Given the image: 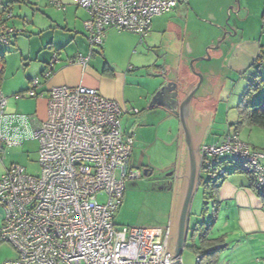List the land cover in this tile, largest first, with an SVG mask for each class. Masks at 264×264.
Segmentation results:
<instances>
[{
  "label": "built area",
  "instance_id": "1",
  "mask_svg": "<svg viewBox=\"0 0 264 264\" xmlns=\"http://www.w3.org/2000/svg\"><path fill=\"white\" fill-rule=\"evenodd\" d=\"M186 1L76 0L90 13L85 27L91 47L103 43L108 28L138 34L142 42L155 16ZM50 2L65 7L62 0ZM14 31L1 23L0 42L7 43ZM91 54L78 55L75 61L86 66ZM58 59L54 52L43 76L54 73ZM38 83V77L32 79L29 97L43 95L35 90ZM6 102L0 94V151L19 143L14 134L18 127L13 125L17 120L25 124L28 116L6 114ZM138 112L93 87L51 89L47 118L36 125L40 174H28L24 166L13 163L0 176V238L18 253L0 264H176L168 225L128 226L116 221L127 182L140 177L131 165L135 134L123 129L121 118ZM200 153L203 161L229 154L233 161L249 164L256 186L264 187V152L243 141L239 130L229 129L217 140L204 142Z\"/></svg>",
  "mask_w": 264,
  "mask_h": 264
},
{
  "label": "crops",
  "instance_id": "2",
  "mask_svg": "<svg viewBox=\"0 0 264 264\" xmlns=\"http://www.w3.org/2000/svg\"><path fill=\"white\" fill-rule=\"evenodd\" d=\"M24 1L5 0L2 14L12 7L13 2H18L21 6ZM36 1L39 9L32 20V27L28 29L32 31L30 33L32 36L29 35L30 40H33L31 46L29 44V48H22L19 45V39L25 40V38L18 36L15 37L17 41L10 39L8 41L10 45H6L7 49L18 52L22 56L16 70L9 69L5 64V53L3 58H0V94L7 98L5 113L28 115L35 118L33 124L38 125L47 118L48 98L53 87L80 84L93 87L101 95L118 101L123 107L132 109L136 106L139 109L137 114L143 111L145 116L140 117V126L137 129L140 136L138 140L135 138L132 154V156L136 154V158L140 146L148 147L154 143L149 140L146 132L142 131L147 130V127L156 128L157 141L161 139L159 125L167 123V136L171 137L167 144H177L176 153L180 161L177 169L173 170V174L175 172L179 177L184 173L187 153L180 119L166 109L167 101L164 99L166 94L161 97H154V95L167 82L178 83L184 78L185 85L188 83L186 89H190L198 81L199 77L194 74L191 78L188 76L191 73L189 59L191 61L197 55H201L200 45L206 43L201 39L203 27H213L221 33V26H225L226 18L229 16L230 19H234V22H230L232 29L235 30V34L231 35L233 40L227 51L222 52L223 67L228 68L230 72L237 71L244 74L256 64H264V58H260L264 55V0H187L180 3L174 11L153 18L152 28L142 42L133 37L131 47L133 52L125 53L129 65L127 69L109 56V49L115 44L117 29L108 28L103 43L95 49L91 47L88 32L84 27L90 13L87 9L80 7L76 0H62L65 7L57 6L58 8L50 7L48 4L50 0ZM231 6L233 8H230ZM39 13L43 19L38 17ZM2 14H0V24L4 22L9 27V22L2 21L4 18ZM23 21L24 19L22 22L19 20L13 23L23 26ZM10 28L15 29L11 35L13 33L17 35L19 31L16 27ZM216 35L219 36V34ZM148 48L150 51L146 52ZM90 51L92 54L86 66L75 61L78 55L87 56ZM54 52H57L59 57L55 64V71L50 77H45L42 72ZM140 54L149 55L150 60L139 61ZM219 55L221 56L220 52ZM132 61H137L138 64L132 67ZM263 68L251 72V77L254 78L255 75L260 74L264 78ZM35 77H38L39 81L35 90L38 93L42 92L43 95L29 97L27 92L33 87L32 79ZM254 95L257 98L264 95V91ZM192 104L190 123L201 147L204 142L219 138L215 137L214 133H210L216 109L204 104L199 107L194 99ZM122 127L125 131L132 132L123 123ZM211 134H214L212 139H210ZM146 136L148 139L145 138ZM252 146L255 148L254 145ZM142 156L144 157V152ZM10 165L3 159L2 151H0V176ZM239 183L224 179L217 197L222 204L228 202V205L237 210L238 221L243 232L264 235V199L251 186L250 179L247 183L244 180H241V184ZM180 187L181 183L178 182L175 200ZM3 216L4 212L0 209V217ZM262 241L264 248V240Z\"/></svg>",
  "mask_w": 264,
  "mask_h": 264
},
{
  "label": "rangeland",
  "instance_id": "3",
  "mask_svg": "<svg viewBox=\"0 0 264 264\" xmlns=\"http://www.w3.org/2000/svg\"><path fill=\"white\" fill-rule=\"evenodd\" d=\"M4 1L5 0H2L0 2V14H2L4 8ZM48 4H50V7H57L50 2ZM38 9V2L36 0H25L21 6H19L18 2H13L12 7H9L2 14L4 16L2 21L6 20L7 23L9 22V27L15 26L16 30L19 31L17 35L13 33L14 35L12 34L10 39L14 40L17 36L25 38V40L19 39V45L24 49L27 47L29 48V44L31 46L33 41H31L29 37V35L32 36L30 34L32 31L28 29L32 27V20L34 16H36ZM12 11L14 15L13 18ZM38 17L43 19L40 13ZM228 17L225 21H227ZM23 19V26L22 24L18 25L13 23V21L19 20L22 22ZM229 20V22H234V19L229 18ZM222 32L223 31H221V33L220 31H216L213 27H203L201 39L206 43H201L199 48L201 55H197L196 57L205 55L207 48L210 45L216 44ZM116 33L115 44L113 48L109 49V56L111 59L117 60L122 67L127 69L129 65L125 53L128 51L133 52L131 49L133 37L135 36L137 41H139L140 36L126 30H116ZM216 34H219V36ZM214 36L216 37L214 38ZM15 40L17 41V39ZM231 40H233V37L227 35L219 48H211L209 50L211 58L196 60L193 65L194 71H192L193 69L190 65L191 73L188 74L190 78L194 75L198 77L195 72H200L203 75V80L196 91L194 102L199 107L204 104L205 106L214 107L216 109L212 132H210L214 133L215 137L225 135L229 129L235 128L234 123L238 120L239 115L237 105L242 98L246 86L249 84V80L252 78L251 72L253 73V71L264 67V64H256L250 67L248 69L249 71L244 74L237 71L230 72L228 68L223 67L224 56L222 52L225 53L227 51ZM7 44H9V42H0V52L5 53V64H7L8 68L16 70L22 56L18 54V52L7 49ZM137 45H139V43ZM98 46L100 45H95L93 47L96 49ZM149 51L148 48L146 52ZM139 59V61L148 62L150 56L140 54ZM25 62H27V60ZM132 62V67L134 64H138L136 63L137 61ZM182 82L185 83L184 78ZM187 85L188 83H186L185 87H187ZM263 91L264 88H260L256 91V95ZM259 98L261 97L259 96ZM132 108H136V106ZM142 112L140 114L132 113L134 115L123 113L121 118V122L135 133V138L137 140L140 136L137 130L140 126V117L145 116ZM13 126L18 127L14 134L19 143L13 146H5L2 150L3 159L8 165L16 163L24 166L28 174L35 176L39 175L41 172L39 163L40 141L36 134V125L33 124L30 116H27L25 124L17 120L14 122ZM159 130L161 139L157 141L156 137L158 130L156 128L147 127V130L142 131L146 132V135L150 138L149 140L154 143L150 144L148 147L146 145L144 147L140 146L139 154H137L138 157L136 158V154L131 157L133 169L141 171L142 176L132 178L127 182L123 203L116 211V221L120 225L166 226L169 223L177 187V181L174 178V174L176 173L174 172L173 174V170L177 169L180 160L176 153L177 144H167L171 139V137L167 136V123L165 122L163 125H159ZM214 134L210 135V139H212ZM240 137L243 141L251 146L254 145L256 149L264 152V128L243 125L240 128ZM145 138L148 139L147 136ZM142 152H144V157L142 156ZM218 159L222 161L220 169L226 171L222 179L240 182L239 184H241V180H244V182L246 181V183L249 182V177L245 173L237 170L240 164L233 161L229 154L221 155ZM145 168L150 169V174H145ZM202 175L205 178L213 176L214 179H217L220 174H208L204 172ZM99 198L100 200H104L105 195L100 194ZM208 201L209 203L207 204L206 202ZM218 210V214L216 213L217 215H215L213 201L205 199L204 189L200 186L192 199L189 220L190 235L182 250L183 263L197 264V252L193 244L194 242H197L196 246L200 244L198 239H196L197 241L193 239L191 233L196 223L203 221V218H205L206 222H211V220L214 221L216 219L210 228V238H215L217 240L224 239L223 242L227 244L218 256V264H264V248L262 246L264 235H251L243 232L238 221L237 210L234 209L233 206L228 205V202L221 203ZM2 222L3 217H0V225ZM17 254L16 249L10 242L0 239V263L16 258Z\"/></svg>",
  "mask_w": 264,
  "mask_h": 264
},
{
  "label": "water",
  "instance_id": "4",
  "mask_svg": "<svg viewBox=\"0 0 264 264\" xmlns=\"http://www.w3.org/2000/svg\"><path fill=\"white\" fill-rule=\"evenodd\" d=\"M230 8L233 7L231 6ZM221 28L223 32L216 41V44L210 45L207 48L205 55L191 59L190 65L193 69L192 71H194L193 64L195 60L210 59L211 56L209 50L211 48H219L227 35L235 34V30L232 29V25L229 22V17L225 26H221ZM195 73L198 75L199 79L192 88L186 89L184 86L185 83L182 82L183 80L178 83L167 82L162 85L154 95V97H161L163 94H166L164 97L167 101L166 109L179 117L180 126L183 130L186 143V162L184 165V173L181 175V187L177 193L171 213V219L168 223L170 235L173 234V239L172 235L170 237L169 249L176 258V264H184L182 261V250L187 242L192 199L200 185L203 163V158L200 153V142L190 123V114L193 111L192 101L203 80V75L200 72Z\"/></svg>",
  "mask_w": 264,
  "mask_h": 264
},
{
  "label": "trees",
  "instance_id": "5",
  "mask_svg": "<svg viewBox=\"0 0 264 264\" xmlns=\"http://www.w3.org/2000/svg\"><path fill=\"white\" fill-rule=\"evenodd\" d=\"M0 58H3V53L0 52ZM260 58H264V55H261ZM46 68V67H45ZM45 70V69H44ZM43 70V71H44ZM43 73V72H42ZM264 86V78L260 74L254 76V78L249 82L247 87L244 90L242 98L240 99L237 109L239 112L238 120L234 123L236 130L240 131L241 126H259L264 128V95L260 96L261 98L254 95L257 90ZM259 98V99H258ZM258 99V100H257ZM219 157H208L205 158L202 163V171L200 177V186L204 189V196L206 200L213 201V208L215 215L218 214V207L221 204L220 199L217 197L218 190L224 179L222 177L226 174V171L220 173L219 169L222 165V161L218 159ZM240 167L237 168L239 172L245 173L251 182V186L257 191V193L264 199V187L258 188L255 184V173L252 170L249 164L239 163ZM221 170V169H220ZM207 172L208 174L219 173L217 179H214L213 176L207 178L203 177L202 173ZM221 179V180H220ZM207 204L209 203L206 202ZM208 207V206H206ZM217 213V214H216ZM214 219V216H213ZM216 220V219H215ZM206 222L205 218L203 221L196 223L191 236L194 240H199V246H196L197 242H194L193 247L197 252V264H218V256L220 252L227 246L224 239L217 240L210 238V228L213 225V222ZM190 231H188V237ZM187 237V239H188ZM1 239V238H0ZM2 240V239H1ZM197 241V240H196Z\"/></svg>",
  "mask_w": 264,
  "mask_h": 264
},
{
  "label": "flooded vegetation",
  "instance_id": "6",
  "mask_svg": "<svg viewBox=\"0 0 264 264\" xmlns=\"http://www.w3.org/2000/svg\"><path fill=\"white\" fill-rule=\"evenodd\" d=\"M182 86V85H181ZM181 88V87H180ZM145 174L146 175H148V174H150V169L148 168H145ZM140 176H142V172L140 171ZM174 178L176 179V181H177V183L178 182H180L181 183V181H182V178L181 177H179L178 175H174ZM172 235V239H173V234H171ZM171 245H172V243H171Z\"/></svg>",
  "mask_w": 264,
  "mask_h": 264
}]
</instances>
